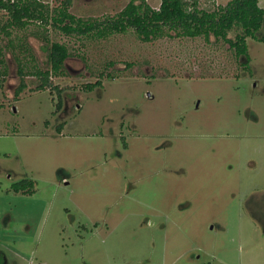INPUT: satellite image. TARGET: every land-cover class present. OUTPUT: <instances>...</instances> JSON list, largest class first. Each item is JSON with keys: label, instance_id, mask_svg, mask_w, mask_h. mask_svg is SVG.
<instances>
[{"label": "rangeland", "instance_id": "rangeland-1", "mask_svg": "<svg viewBox=\"0 0 264 264\" xmlns=\"http://www.w3.org/2000/svg\"><path fill=\"white\" fill-rule=\"evenodd\" d=\"M69 1L103 23L130 0ZM8 21L0 11V264H264V42L246 39L251 72L239 73L212 38ZM51 43L70 54L50 74L58 109L34 75L50 70ZM23 179L32 194L11 189Z\"/></svg>", "mask_w": 264, "mask_h": 264}, {"label": "trees", "instance_id": "trees-1", "mask_svg": "<svg viewBox=\"0 0 264 264\" xmlns=\"http://www.w3.org/2000/svg\"><path fill=\"white\" fill-rule=\"evenodd\" d=\"M202 0H160L157 9L151 8L145 0H130L115 16L103 23L83 21L68 12L69 0L64 1L59 9L50 7L38 0H0V11L6 12L9 21L7 27L23 29L28 23L38 21L54 26L67 35H88L96 31L98 35L107 36L124 33L132 29L142 42H150L163 36L197 38L206 42L223 41L239 61V73H250V58L246 39L264 42V9L259 0H230L225 5H218L212 10L201 9ZM8 29V28H7ZM235 30L233 38L228 33ZM68 48L61 43H51L48 47V65L50 70H36L34 75L39 78L37 90L52 89L57 93L56 109L61 105V92L50 80V74H58L69 57ZM25 74L20 72L19 84L14 90V97L26 89ZM97 81L86 88L92 91L101 87ZM58 131H60L58 129ZM11 189L15 193L32 194L34 183L23 179L13 183Z\"/></svg>", "mask_w": 264, "mask_h": 264}]
</instances>
